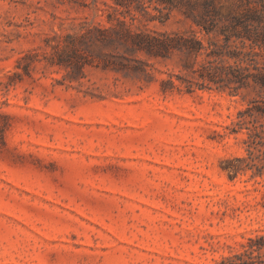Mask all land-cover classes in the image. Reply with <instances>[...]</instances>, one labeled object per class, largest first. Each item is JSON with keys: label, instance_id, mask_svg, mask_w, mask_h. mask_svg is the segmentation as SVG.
Wrapping results in <instances>:
<instances>
[{"label": "rangeland", "instance_id": "rangeland-1", "mask_svg": "<svg viewBox=\"0 0 264 264\" xmlns=\"http://www.w3.org/2000/svg\"><path fill=\"white\" fill-rule=\"evenodd\" d=\"M130 8L0 0V264H217L264 232V175L223 168L247 155L228 126L258 92L163 93L176 58L125 54L150 76L114 68L82 33L115 17L191 33L177 10L162 23Z\"/></svg>", "mask_w": 264, "mask_h": 264}, {"label": "trees", "instance_id": "trees-1", "mask_svg": "<svg viewBox=\"0 0 264 264\" xmlns=\"http://www.w3.org/2000/svg\"><path fill=\"white\" fill-rule=\"evenodd\" d=\"M131 10H142L145 20L167 21L173 10L190 23L191 33L133 28V23L115 17L116 23L98 24L81 34V40L97 41L109 48L114 68L130 69L150 76L146 62L136 58L130 64L125 54L144 53L149 58H176L178 70L161 78L163 93L176 89L187 93L196 90H228L237 94L250 88L258 92L247 106L237 112V120L228 126L231 133L247 132V155L227 159L224 165L232 177L251 170L252 177L264 175V0H147L158 14H151L144 0H113ZM235 5V11L228 8ZM149 6V5H148ZM226 6L227 13H222ZM112 7V6H111ZM115 7V6H113ZM116 11V8L113 9ZM131 20L136 18L131 13ZM112 17L109 15V21ZM201 32L198 36L195 30ZM71 37L73 46L75 41ZM106 56V55H105ZM263 95V96H262ZM243 250L222 258L217 264H263L264 232L249 237Z\"/></svg>", "mask_w": 264, "mask_h": 264}]
</instances>
